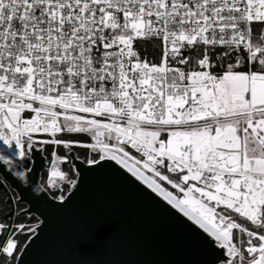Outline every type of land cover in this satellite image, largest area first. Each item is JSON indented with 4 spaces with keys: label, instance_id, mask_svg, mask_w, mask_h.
Instances as JSON below:
<instances>
[{
    "label": "snow or ice",
    "instance_id": "obj_1",
    "mask_svg": "<svg viewBox=\"0 0 264 264\" xmlns=\"http://www.w3.org/2000/svg\"><path fill=\"white\" fill-rule=\"evenodd\" d=\"M256 25L264 0H0V167L24 176L37 144L91 149L89 164L114 161L202 230L208 264H264ZM149 38L158 64L134 50ZM67 158L51 161L49 187ZM6 230L0 264H13L25 225Z\"/></svg>",
    "mask_w": 264,
    "mask_h": 264
},
{
    "label": "water",
    "instance_id": "obj_2",
    "mask_svg": "<svg viewBox=\"0 0 264 264\" xmlns=\"http://www.w3.org/2000/svg\"><path fill=\"white\" fill-rule=\"evenodd\" d=\"M42 149L24 176L0 167V190L12 208L4 219L14 226L11 191L26 206L19 215L39 219L15 264H208L202 230L114 161L92 165L66 149L75 187L63 202L43 191Z\"/></svg>",
    "mask_w": 264,
    "mask_h": 264
},
{
    "label": "trees",
    "instance_id": "obj_3",
    "mask_svg": "<svg viewBox=\"0 0 264 264\" xmlns=\"http://www.w3.org/2000/svg\"><path fill=\"white\" fill-rule=\"evenodd\" d=\"M143 47L144 48L141 51L142 57L147 58V59H151L152 55H154V53H155V49L153 48L152 43H148L147 45H143ZM68 135L69 134H60L58 136V138H60L61 136L67 137ZM70 135L72 138H79V139L84 140L85 142L88 141V138L85 136H82L81 134H70ZM53 148H54L53 145L49 146V148H47V145L44 146V154L46 155V157L48 159H50V157H51V153L53 151ZM57 148H58V153L60 154V156H63L66 154V149L63 148L62 145L58 146ZM72 150H74L76 152L78 158L88 162V160H89L88 149L81 148V147H75ZM94 157L98 158V155L93 153L92 159ZM65 169H66L67 175H68L67 180L63 183L58 184L57 187H55V188L48 186L46 173L45 172L42 173L41 184L45 189H47V191L50 193V195L54 198H59L60 196L64 197L73 188L71 186V184L69 183V181L71 179H74V180L77 179V174H76L74 168L72 167V165L66 166ZM167 187H169L171 189L170 185H167ZM172 191H174V190L172 189ZM6 200H7V194L4 193L3 197H2L3 216L6 212L11 210V207L6 204ZM25 207L26 206L23 204L19 205L20 210L24 209ZM5 223L8 224V221H5ZM38 223H39V219L35 216L18 215L16 217L15 222H14V227H15V225H18V224H24L25 225V232L24 233L17 232V236H16V238L18 240V245L21 247V249L23 248V246L26 244V242L28 241V239L30 237V234L28 233V229L29 228L33 229ZM19 253H20V251L15 254L16 257L18 256ZM9 260H11V259H9ZM15 262H16V260L13 261V264H15Z\"/></svg>",
    "mask_w": 264,
    "mask_h": 264
},
{
    "label": "built area",
    "instance_id": "obj_4",
    "mask_svg": "<svg viewBox=\"0 0 264 264\" xmlns=\"http://www.w3.org/2000/svg\"><path fill=\"white\" fill-rule=\"evenodd\" d=\"M261 34H264V25H256V26H254L253 39L256 40ZM148 43H152V46L155 49V53H154V55H152L151 59L143 58L142 55H141V51L144 48L143 45H147ZM134 50L138 53V55L140 56L141 60H146L149 63H156V64L160 63V59H161V56H162V45H160V43L156 39H154V38L138 39L137 41L134 42ZM186 54H187V52H186ZM181 67H185V66H181ZM25 115L29 116L30 114L29 113H25ZM59 135L60 134H58V136ZM41 136H46V137H48L47 139H51V137H49L47 134H37V137H41ZM87 138H88L87 142H91L90 137H87ZM53 146H54V148H53L52 153L55 152L56 156H53L52 153H51L50 159L47 158V168L46 169H49L47 179L49 178L50 171H51V161L56 159V157H64L65 156V155L60 156V154L58 153V148H57L58 146L57 145H53ZM129 150H130V152L133 155H137V156L139 155L138 153L135 152L134 149H129ZM3 154H4L3 151H0V157H3ZM88 154H89V160H91L92 159V154H93L91 149H88ZM95 154H97V153H95ZM70 165H71V161H70V159L68 157L67 160L64 163H61L59 165V167L66 174L67 171H66L65 167L66 166H70ZM57 181H60V180L57 179ZM1 192L2 191L0 190V223H4L5 224V221H4L5 219H4L3 212H2ZM6 231L3 232V233H0V245H6V241H7L8 237H9L8 236L5 239ZM4 255H6V254H4ZM8 259H11V258H8Z\"/></svg>",
    "mask_w": 264,
    "mask_h": 264
},
{
    "label": "rangeland",
    "instance_id": "obj_5",
    "mask_svg": "<svg viewBox=\"0 0 264 264\" xmlns=\"http://www.w3.org/2000/svg\"><path fill=\"white\" fill-rule=\"evenodd\" d=\"M47 138H48V137H46V136L37 137V139H47ZM36 146L39 147V148H44V146H46V145L37 144ZM49 146H51V145H47V148H49ZM49 157H50V156H49ZM48 171H49V169H45V170H44V172L46 173V176H47V177H48ZM67 178H68V175H67V173H66V179H65L64 181H57V185L60 184V183L65 182V181L67 180ZM75 182H76V180H74V179H71V180L69 181V183L71 184L72 187H73V183L75 184ZM170 186H171V185H170ZM168 189L172 191V189H170L169 187H168ZM173 192H174V194H175V190H174ZM5 224H6V223H5Z\"/></svg>",
    "mask_w": 264,
    "mask_h": 264
},
{
    "label": "flooded vegetation",
    "instance_id": "obj_6",
    "mask_svg": "<svg viewBox=\"0 0 264 264\" xmlns=\"http://www.w3.org/2000/svg\"><path fill=\"white\" fill-rule=\"evenodd\" d=\"M5 192H1V198L3 197V194H4ZM11 193H12V195H13V197H14V200H15V208H16V211H15V216H14V222H15V219H16V217L19 215V213L22 211V210H24V209H22V210H20V208H19V203L17 202V199H18V197H17V195H16V193L14 192V191H11ZM11 210H12V208H11ZM10 210V211H11ZM10 211H8V212H6L5 214H4V216L7 214V213H9ZM5 221H7V220H5ZM8 224H9V221H8ZM14 227V226H13Z\"/></svg>",
    "mask_w": 264,
    "mask_h": 264
}]
</instances>
